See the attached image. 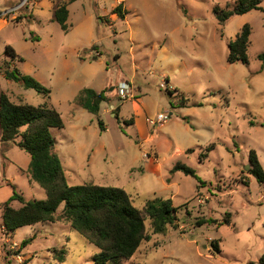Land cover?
<instances>
[{
    "label": "rangeland",
    "instance_id": "374dc122",
    "mask_svg": "<svg viewBox=\"0 0 264 264\" xmlns=\"http://www.w3.org/2000/svg\"><path fill=\"white\" fill-rule=\"evenodd\" d=\"M235 2L0 0V90L15 102L47 104L62 114L64 127L51 132L68 184L124 188L139 209L157 198L177 208V221L165 233L155 234L147 220L150 240L119 264H260L264 256V184L250 173L249 162L255 150L264 169V60L258 58L264 52V0L263 10L219 24L215 6ZM62 5L69 13L67 32L55 19ZM119 6L124 17L115 11ZM246 24L249 63H230L229 44ZM6 62L50 95L6 80ZM125 83L133 90L127 100L118 95ZM84 89L111 96L99 115L73 103ZM135 103L145 115L169 116L157 127L145 120L141 130L149 139H140L129 123ZM30 159L16 145L0 143V264L3 248L11 264H94L98 248L67 222L6 233L3 204L14 192L25 201L46 199L29 179ZM177 163L196 177L173 173ZM24 241L29 243L15 255ZM62 249L60 262L55 254Z\"/></svg>",
    "mask_w": 264,
    "mask_h": 264
},
{
    "label": "trees",
    "instance_id": "16d2710c",
    "mask_svg": "<svg viewBox=\"0 0 264 264\" xmlns=\"http://www.w3.org/2000/svg\"><path fill=\"white\" fill-rule=\"evenodd\" d=\"M74 1L78 0H70V2ZM262 1L236 0L233 5L227 4L223 8L215 6L213 11L219 24L223 25L234 15L263 10ZM121 9L119 6L115 11L124 17ZM68 17L66 5L59 6L55 19L66 32L69 30ZM250 36L251 27L246 24L237 34L236 39L229 44L230 63H249ZM8 52L13 57H17L10 46ZM258 58L264 60V52ZM2 71L6 80L18 83L27 89H34L45 96L50 95V89L34 77L21 73L17 67H11L6 62ZM182 100L187 99L182 97ZM110 101L111 96L106 90L96 92L92 89H84L75 97L73 103L92 114L99 115L101 105ZM115 113L118 116V111ZM129 123L133 124L134 121L131 120ZM64 125L62 114L55 108L47 104L31 105L15 102L6 91L0 90V143L14 144L29 154L31 158L27 170L29 179L46 193L45 200L25 201L23 196L14 192V195L3 204V227L6 233L13 235L20 227L64 221L98 248L99 252L94 257V264H119L121 260L131 259L142 243L150 240L146 221H151V228L155 234L165 233L168 227L175 225L177 221V208L171 200L157 198L147 203L143 209H139L124 188L91 182L81 185L68 184L56 149V141L51 132L52 128H63ZM100 128L104 130L102 121ZM212 148L214 147L210 145L207 149ZM249 162L250 173L259 183L264 184V169L255 150H251ZM172 172H182L186 176L196 177L194 169L182 163H177ZM14 201H19L22 206L14 207L12 205ZM205 222L200 220L198 224L202 225ZM28 243L29 241H24L20 249L14 252L15 255L20 256V250ZM3 251L5 264H11L10 252L5 248ZM65 255L64 249L57 250L55 254L60 262L64 261ZM260 264H264V256L260 259Z\"/></svg>",
    "mask_w": 264,
    "mask_h": 264
},
{
    "label": "built area",
    "instance_id": "2783aa9c",
    "mask_svg": "<svg viewBox=\"0 0 264 264\" xmlns=\"http://www.w3.org/2000/svg\"><path fill=\"white\" fill-rule=\"evenodd\" d=\"M133 90L131 89L128 83L120 84L118 88V95L124 99H130L133 97L132 95ZM169 119V116L165 113H159L158 115L151 117L148 119V123L151 127H157L165 123ZM145 159H148L150 156L148 153L143 155ZM0 172H1V165H0Z\"/></svg>",
    "mask_w": 264,
    "mask_h": 264
},
{
    "label": "crops",
    "instance_id": "0c3cea01",
    "mask_svg": "<svg viewBox=\"0 0 264 264\" xmlns=\"http://www.w3.org/2000/svg\"><path fill=\"white\" fill-rule=\"evenodd\" d=\"M135 121H134V125L135 127L137 128L138 130V136L140 139H143V140H146V139H149V137L147 136L148 135V132L147 130L142 132L141 130V126L143 125V123L145 122V120L147 118H151V117H154L152 115H145L143 110H142V107L138 104V103H135ZM111 115H114V114H111ZM180 152V151H179ZM151 165V164H150ZM153 165V163H152ZM159 165V171L161 173V164H158ZM150 168L149 164H148V169ZM104 186H110V185H104Z\"/></svg>",
    "mask_w": 264,
    "mask_h": 264
},
{
    "label": "water",
    "instance_id": "95a60500",
    "mask_svg": "<svg viewBox=\"0 0 264 264\" xmlns=\"http://www.w3.org/2000/svg\"><path fill=\"white\" fill-rule=\"evenodd\" d=\"M246 168L249 169V166H247Z\"/></svg>",
    "mask_w": 264,
    "mask_h": 264
}]
</instances>
